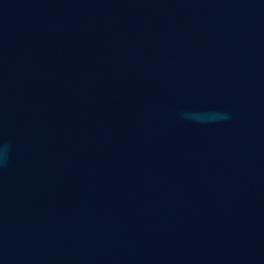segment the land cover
Returning <instances> with one entry per match:
<instances>
[{"label":"water","instance_id":"obj_1","mask_svg":"<svg viewBox=\"0 0 264 264\" xmlns=\"http://www.w3.org/2000/svg\"><path fill=\"white\" fill-rule=\"evenodd\" d=\"M0 264H264V0H0Z\"/></svg>","mask_w":264,"mask_h":264}]
</instances>
